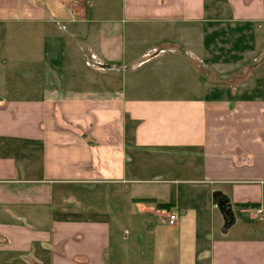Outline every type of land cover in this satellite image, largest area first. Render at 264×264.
I'll return each instance as SVG.
<instances>
[{
    "label": "crops",
    "instance_id": "0c3cea01",
    "mask_svg": "<svg viewBox=\"0 0 264 264\" xmlns=\"http://www.w3.org/2000/svg\"><path fill=\"white\" fill-rule=\"evenodd\" d=\"M216 1L0 0V264H264V0Z\"/></svg>",
    "mask_w": 264,
    "mask_h": 264
},
{
    "label": "rangeland",
    "instance_id": "374dc122",
    "mask_svg": "<svg viewBox=\"0 0 264 264\" xmlns=\"http://www.w3.org/2000/svg\"><path fill=\"white\" fill-rule=\"evenodd\" d=\"M93 4H94V9L92 10V12H102V10H100L98 8V6H110L111 4H115V12H117V8L120 4V0H92ZM216 4H217V8H218V15L217 17H223L224 16V12H225V9H224V4L222 2V0H217L216 1ZM95 18H97V15L95 14L94 16ZM99 17V16H98ZM114 18V17H113ZM107 19V18H105ZM147 32V30H140V32ZM148 33V32H147ZM145 34V33H144ZM141 36L140 39H144L142 42H145L147 43L149 46H147V48H152V47H156L157 49L161 48L164 46V44H157V42H159L158 38H157V35H151V36H147V34H145V36ZM8 34H5V33H1L0 32V58L1 57H8L9 59H15L16 58V50L15 49H9L7 48L6 44L7 43V40H9L10 42H16V35L15 34H12L11 35V38L13 39H9L7 38ZM124 39H125V43H131V39H128L127 36H124ZM140 43V41H139ZM144 51H147L146 49ZM149 51V50H148ZM159 51V50H157ZM163 51V50H162ZM175 57H177L178 55V51L177 49L175 50L174 54ZM191 67L193 68L194 72H196V75L195 76H199L200 77V74L202 76V82H199L201 83V85L203 86V83L206 82V81H209L211 85H218V86H222L224 83V81H226L225 79L223 78H220L219 76L224 74H228V67H220V69H222L221 71H218L216 70V72H213L212 69L208 68L207 69H204L203 65L200 64L198 62V60L194 61L193 63H191ZM143 68L139 69L138 71H142ZM262 70V69H261ZM188 73V72H187ZM262 73L264 75V70H262ZM189 74V73H188ZM147 78H152L150 74H146ZM133 77V76H132ZM211 77V80L209 79ZM194 78H191L189 77L188 75H185V77L183 79H180L179 81L178 80H171V81H168L167 84L169 85L168 88H172V89H180V88H185V89H188L187 91H185L188 95L192 96V95H195V96H198V97H203V95L205 94L204 90H198L196 89V85H197V80H193ZM119 80V81H118ZM148 81H142L141 83L145 86V84H148V85H152V88L154 89V87H157V86H160L163 82L159 79H156V80H152L150 81L149 79H147ZM36 80H24L22 79V77H20V75H12V76H6L5 80L1 81L0 82V86H3L6 88L5 90V93H6V98H17V94L20 93V91L22 90H27V89H32L34 88V84H36V82H34ZM38 81V80H37ZM120 82V76L119 77H116L114 79V83H119ZM140 83V84H141ZM208 83V82H207ZM38 84H40V82L38 81ZM166 84V83H165ZM201 86V87H202ZM151 88V87H150ZM185 92H182V93H179L177 92V94H179V96H181L183 93ZM151 96H155L156 94H153L150 93ZM190 96H186V97H190ZM198 161L197 160H193L192 161V169H186V168H181L179 170L176 171L175 175H181L182 172H193L195 169H197L196 167L198 166ZM164 161L163 160H160L159 162H153L151 166H148V170L149 172L142 175L141 178H145V179H161L159 178L160 175V172L161 173H165V175L167 176H174V172H173V168L176 167L177 165L175 166H168V167H165V168H168V172H167V169H162L163 165H164ZM152 168V169H151ZM186 175V174H185ZM184 177V176H183ZM152 186H155V184H149V183H145L143 182L142 184H138L135 188L138 190V194L141 195L142 197H145V196H148L150 195V193H148L147 191L152 188ZM141 201V203H145V200H139ZM139 223V221H138ZM128 224V220L125 219V217L122 218V227L125 228L127 227V231H129L130 227L127 226ZM132 227V226H131ZM134 230L135 232H138L136 234H138V241L137 243L139 244V239H141L142 237V230H144V227L140 224H136V226L134 227ZM141 233V234H140ZM140 249H138V254H139Z\"/></svg>",
    "mask_w": 264,
    "mask_h": 264
},
{
    "label": "built area",
    "instance_id": "2783aa9c",
    "mask_svg": "<svg viewBox=\"0 0 264 264\" xmlns=\"http://www.w3.org/2000/svg\"><path fill=\"white\" fill-rule=\"evenodd\" d=\"M176 220H177L176 215H175V214H171V215L169 216L168 223H169L170 225H173V224H175Z\"/></svg>",
    "mask_w": 264,
    "mask_h": 264
}]
</instances>
